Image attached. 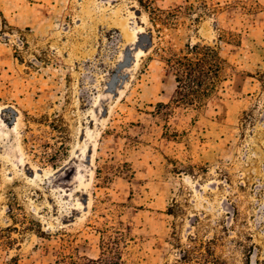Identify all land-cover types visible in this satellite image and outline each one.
I'll return each instance as SVG.
<instances>
[{"label": "rangeland", "instance_id": "rangeland-1", "mask_svg": "<svg viewBox=\"0 0 264 264\" xmlns=\"http://www.w3.org/2000/svg\"><path fill=\"white\" fill-rule=\"evenodd\" d=\"M152 1L178 23L158 34L137 0H0V264H95L118 237L126 264L193 239L264 264V0ZM196 42L229 62L200 108L171 102L159 55Z\"/></svg>", "mask_w": 264, "mask_h": 264}, {"label": "trees", "instance_id": "trees-1", "mask_svg": "<svg viewBox=\"0 0 264 264\" xmlns=\"http://www.w3.org/2000/svg\"><path fill=\"white\" fill-rule=\"evenodd\" d=\"M148 13L158 34L165 28L176 25L178 17L184 12V6L162 9L155 6L152 0H137ZM192 8L193 5H190ZM199 20L195 18L194 21ZM228 35V34H225ZM159 55L165 59L172 70L176 89L171 99L177 105L200 108L218 95L220 85L226 80V69L229 62L221 55L216 45L202 42L187 43L183 49L172 47L159 48ZM14 219V216H13ZM15 229V228H14ZM41 233L43 231L40 229ZM122 238L102 240V254L95 264H126L122 256ZM215 239L199 241L193 239L186 248L181 249L179 259L174 264H224L213 249ZM81 257L73 253L60 254L55 264H82ZM9 264H17L11 261Z\"/></svg>", "mask_w": 264, "mask_h": 264}]
</instances>
